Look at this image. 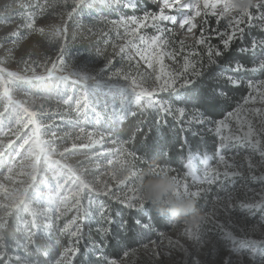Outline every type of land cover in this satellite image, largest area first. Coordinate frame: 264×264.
Wrapping results in <instances>:
<instances>
[{"label":"snow or ice","instance_id":"snow-or-ice-1","mask_svg":"<svg viewBox=\"0 0 264 264\" xmlns=\"http://www.w3.org/2000/svg\"><path fill=\"white\" fill-rule=\"evenodd\" d=\"M148 2L156 10L120 15L118 19L103 17L97 22L106 24L107 31L88 29L91 36L99 33L98 41L104 38L103 48L73 51L77 36L72 35L70 44L68 21L85 16L96 20L104 11L118 13L122 8L137 10L143 0H19L18 15L23 24L18 27L25 30L24 38L33 34L46 38L56 55L43 61L29 55L19 61L23 65L20 71L9 70L0 59V136L12 137L0 139V264H42L41 258L43 264H74L77 258L78 264H129V257L141 249L149 250V244L160 247L156 240H148L149 233L155 231L154 207L139 195L138 179L145 169L173 176L177 196L197 201L213 193L211 210L181 233L190 244L168 238V246L182 253L184 264H209L212 250L218 254L221 248L227 253L221 264H264V78L245 81L239 75L264 74V0H254V6L238 12L232 0ZM69 4L70 10L60 15V24L47 28L37 25V19L49 10L58 5L68 8ZM229 12L232 15H226ZM209 17L215 18L217 26L224 21L223 30L210 29ZM197 28L195 44L203 47V53L186 47L183 39H173L177 29L195 36ZM254 31L260 35H253ZM109 33L122 42H115ZM18 35V31L11 33ZM213 35L219 37V44L211 42ZM246 40L250 42L246 44ZM234 45L237 54L250 57L251 66L229 58ZM82 57L85 62H78ZM166 57L172 61L182 57L181 68L172 70L165 64ZM141 62L146 66L143 71ZM213 69L218 71L209 75ZM206 76L214 85L249 90L222 119L213 120L197 106L202 102L211 108L218 100L231 99L223 87L213 86L205 92L197 88ZM21 85L34 91H24L20 97ZM161 93L168 98L160 97ZM53 101L64 106L60 121L77 129L70 146L62 145L72 139L71 133L60 136L52 130L46 105ZM151 113L156 120L149 132L154 129L160 139L168 118L179 124V148L187 153L182 175L168 166L149 165L145 156L125 147L136 138L140 126L129 140L120 139L122 125L129 117ZM144 123L140 121V125ZM86 126L91 130L86 131ZM101 126L107 131H99ZM189 134L201 139L214 134V156L194 153ZM106 137L118 147L85 157L95 161L96 169L100 168V157H113L101 174L112 183L97 178L102 185L97 187L87 178L91 170L71 165L68 154L102 147ZM146 141L147 135L141 141L143 146ZM237 181L241 182L239 187ZM249 181L259 187H249ZM103 197L140 214L143 222L136 218L130 226L121 212L113 214ZM244 211L246 215H237ZM257 211L261 218L249 223ZM113 225L117 232H113ZM10 229L22 236V241L13 237L11 251L6 240ZM159 236L163 238L164 233ZM130 240L138 247L115 258L112 252L127 248ZM145 240L148 243H143ZM206 249L204 259H199Z\"/></svg>","mask_w":264,"mask_h":264},{"label":"rangeland","instance_id":"rangeland-1","mask_svg":"<svg viewBox=\"0 0 264 264\" xmlns=\"http://www.w3.org/2000/svg\"><path fill=\"white\" fill-rule=\"evenodd\" d=\"M144 1L148 2V0H143L142 6L138 8L137 10L122 8L120 12L118 13L104 11L100 17H97L96 20H93L85 16L82 20L74 17L72 20L68 21V25H67L68 33H69L68 40L70 44H71L72 35L75 34L77 36L75 44L72 45L73 51L83 50L84 48H92L93 50H95L96 48H103L104 38H100V40L98 41L97 36L99 35V33L97 32V36H91L88 32V29L89 28H94V29L104 28V30L107 31L108 26L106 24H100L97 22L103 17H107L108 19H118L120 15H132V14L142 15L144 10H149L147 7H145ZM18 2L19 0H0V45H3L2 47H0V59H3L4 61L3 66L7 67L9 70H12V71H20L23 68V65L19 63V61H21L22 59L28 58L29 55H31L32 59L39 60V61H43L46 56H52L53 58H55V55H56L55 51H53L54 45L50 44L46 38H42L36 34L29 35L26 38H24L25 30L23 28L18 27L23 24V20L18 15L20 11V9L18 8ZM68 10H70V4L68 8H64L63 6L58 5L55 9L49 10V12L46 15L39 17L37 19V25L44 26L47 28L49 25L60 24L61 23L60 15L66 13V11ZM53 13H55V15ZM5 21H7V23ZM197 23L198 24L200 23L199 18L197 19ZM78 24H82L83 27L78 28L77 27ZM15 31H18L19 35L17 37L11 36V33ZM147 31L149 33L152 32L151 29H148ZM194 32L196 33V35L192 36L190 34H186L177 29V34L175 35V37H173V39L175 40L183 39L185 41L186 47L191 46L195 50H198L203 53L204 52L203 47L195 44V39L197 36H199V28L195 29ZM109 35L112 36L113 40L115 41L114 33H109ZM259 35L260 34L258 32H255V36H259ZM217 38L219 37H216L215 35H213L211 38V42L213 39H217ZM13 40H15V44L13 43ZM115 42L120 43L122 41H115ZM212 43L215 44L214 42ZM221 46L222 45H220V47ZM111 52H112V49H111V46H109L108 54H111ZM85 60L86 58L82 57V58H79L78 62L83 63L85 62ZM165 64L168 65L172 70H179L182 66V57H178L176 61H172L171 59L166 57ZM115 66L119 67L120 65L119 63H116ZM144 68H146V66L143 64V62H141V70L143 71ZM216 71H218V69H213V71H211L209 75H213ZM247 74H250V76H258V79H255L253 81H257L259 79L264 78V74H261V73H247ZM244 80L247 81L248 79H244ZM245 90H246L245 92L247 95L249 90L246 87H245ZM24 91H34V89H30V86L28 85H21L18 95L22 97ZM160 97L167 99L168 94L161 93ZM238 101L242 102V98L239 99ZM46 106L49 108V111H50V117H51L50 122H52L53 124L52 130L56 131L57 134L60 136H65L66 134L71 133L72 139H66L62 145V146H70V144L74 140L75 135L77 134V129L71 127L70 125L66 123H62L60 121V116L65 115L64 106L63 105L58 106L55 104L54 101ZM148 118H150L152 122H154L156 120V115L154 113H151L147 115L146 117H141L139 115L135 117H129V119L125 121V123L122 125L123 134L126 133V135H121L120 139L129 140L127 133L132 131L133 128H134L133 133H135L136 128L138 126H140L142 129L145 123L143 125H140V121L144 120L146 122ZM168 120H169V123L172 122L170 118H168ZM129 121L133 122V124L130 126H128ZM46 122H49V121H46ZM87 130H91L90 126H86V131ZM98 130L101 132L107 131V129H105L103 126H101ZM175 131L179 132L178 128H175ZM205 137L208 138V144L210 148L209 149L210 154L208 155L214 156L216 148H217V144H216L217 138L215 137L214 134H209V135H206ZM9 138H12V137L0 136V139H3L5 141ZM75 142L80 143L81 141H75ZM116 147H118V145H114L110 143L109 139L106 137L102 147L100 145H97L92 150H86V149L73 150V154H68V162L78 169L80 168L90 169L91 172L88 174L87 178L91 180L97 187H102L101 184L97 183V178H99L100 180H108L109 183H112L110 178L103 176L101 174L105 172L108 168L107 160L113 157L108 154H105L104 156L100 157L99 158V163H100L99 169H96L95 161L86 160L85 157L91 156L95 152L104 151L106 149H115ZM125 147H128L130 150H134L132 149L133 140L130 144L125 145ZM212 162L214 163L215 161L213 160ZM152 164L153 163L149 161V165H152ZM196 164L198 168L201 167L199 162H196ZM160 165L170 167L167 164H160ZM141 167H143V165H141ZM175 174L182 175L183 170H177ZM240 183H241L240 181H237L238 187ZM248 186L252 188H258L259 184L257 182L249 181ZM113 191H115V187H113ZM213 192H215V187L213 189ZM206 197H210L209 198L210 203L208 207V210L210 211L211 203L213 200V193L207 194ZM103 199L105 200L106 204L110 205L112 211H119L118 207H122L125 210H127L123 205H120L116 203L115 201H111L107 197H103ZM233 204H236V201H233ZM209 211H207V213ZM246 214H247L246 211L237 213V215H246ZM70 217H71V214H69V217H67V219H70ZM260 218H261V213L257 211L255 216L251 217V219L249 220V223L256 222ZM200 219L187 222V224L186 223L181 224V225L171 224L169 225L170 226L169 229L165 231L155 230V231L150 232L151 234H154L153 236L155 238L153 240H156L157 243L160 245V247L157 248L154 245L149 244V250L145 251L141 249L135 254V256H130L129 264H184L182 253L168 246V238H171L173 241L179 240L182 244H185V245L190 244V241H188L186 237L182 236L181 233L183 232L184 228L187 225L198 222L200 221ZM10 231H13V230L10 229ZM160 232L164 233L163 238L159 236ZM13 237H15V239L22 241V236L14 232L11 236L8 237L9 239L7 243L9 244V251H11ZM63 243L64 244L67 243V237L63 238ZM61 250L62 249H57L55 251L58 252ZM165 253H170V255H166ZM207 253H208V250L206 249L205 253H202L199 259H204V255ZM226 255L227 253L222 248L219 250L218 254L216 250H212L211 260L209 261V264H221L223 257ZM41 261L43 264V258H41Z\"/></svg>","mask_w":264,"mask_h":264},{"label":"trees","instance_id":"trees-1","mask_svg":"<svg viewBox=\"0 0 264 264\" xmlns=\"http://www.w3.org/2000/svg\"><path fill=\"white\" fill-rule=\"evenodd\" d=\"M144 4L149 10H156V7L150 4L149 2L144 1ZM224 24L225 22L221 21V24L217 26L215 24V18L209 17V28L215 29L216 27H219L221 30H223ZM252 34L255 35V31ZM212 42H214L215 44H219V38L213 39ZM245 43L246 44L249 43V40H246ZM235 47L236 46L234 45L229 58L239 59L241 62L251 66L250 57L241 56L237 54L235 51ZM239 75L243 79H248V80L258 79V76H250V74H247V73H242ZM201 85H203L204 87H201ZM213 86L223 87L224 91L231 98L228 101L218 100L215 103V105L211 108H209L207 105L203 104L202 102L197 103V106L200 107L202 111H205L206 115H209L213 120H218L224 117V115L228 111H231L236 106L237 102H239L238 101L239 99L246 96V92H245L246 90L244 86L232 87L228 85H214V82L210 80L208 76H206L200 83H198L197 88H199L202 92H205L207 88H211ZM153 123L154 122H152L150 118L147 119L141 131L136 134V138L133 140L132 149L136 150L139 155L145 156L148 162L150 161L153 164H167L173 169L183 170L184 172L186 170L184 165L186 163L187 153L185 151H181L179 148L180 144L182 143L179 124H177L174 121L169 123V120H168V127H165L163 129L164 138L160 139L157 137L154 129L151 132H149V129L153 128ZM128 124L127 125L130 126L133 124V122L129 121ZM175 128H178L179 132L175 131ZM133 131H134V128L132 131L127 133L128 139L131 138ZM122 135H126V133ZM145 135H147V141H146V146H143L141 141L143 140ZM187 139L191 145V150L197 155L203 156V155L210 154V150H209L210 148H209L207 137H204L203 139H201L199 137H193L189 134L187 135ZM209 198L210 197L205 196L201 199H198L196 201V211L190 216L186 217L182 222L178 224L181 225V224H184L185 222L198 220L202 216L206 215L207 211H209L208 210L209 203H210ZM118 209H119V212L122 213L123 217L128 220L130 226H134V220L136 218H140L143 222V217L140 216V214L135 213V212H130L129 210H125L122 207H118ZM114 212L115 211H113V214ZM151 215H152V223L156 231H165L169 229L170 227L169 225L177 224L175 221H173L172 219L168 217H161L157 213L155 208L152 209ZM135 227L138 228V226H135ZM117 231L118 230L116 229L115 225H113V232H117ZM13 233L14 231H9V233L6 236L7 241L9 239L8 237L11 236ZM129 235H131V233H129ZM153 235L154 234L149 233L148 240H153L155 238ZM93 237L98 239V237H96L95 232H93ZM148 240L143 241V243H147ZM135 247H138L137 242L135 240H130L128 242L127 248H121L116 252H112V249L109 248L107 249V251L112 252L113 256L119 259L120 256H122L123 251L129 250ZM78 260L79 258H77V261H74V264H78Z\"/></svg>","mask_w":264,"mask_h":264},{"label":"clouds","instance_id":"clouds-1","mask_svg":"<svg viewBox=\"0 0 264 264\" xmlns=\"http://www.w3.org/2000/svg\"><path fill=\"white\" fill-rule=\"evenodd\" d=\"M232 6L238 12L254 6V0H232ZM219 11L223 13L222 8ZM138 188L141 198L151 203L159 215L168 217L177 224L196 211V201L193 198L174 194L177 182L165 172L153 174L151 169H145L139 175Z\"/></svg>","mask_w":264,"mask_h":264}]
</instances>
